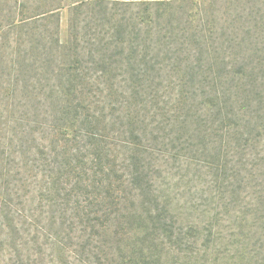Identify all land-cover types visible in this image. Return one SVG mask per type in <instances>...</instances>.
<instances>
[{
	"label": "trees",
	"instance_id": "1",
	"mask_svg": "<svg viewBox=\"0 0 264 264\" xmlns=\"http://www.w3.org/2000/svg\"><path fill=\"white\" fill-rule=\"evenodd\" d=\"M117 1L135 0H0V43L17 47L0 52V74L28 100L10 105L21 115L0 127V264H171L172 248L199 240L200 227L178 226L155 194L140 102L113 99L114 78L137 84L165 69L150 43L156 31L103 30L112 18L126 26L110 9ZM67 4L98 7V22L72 25L67 38L29 29ZM6 27L29 32L14 39Z\"/></svg>",
	"mask_w": 264,
	"mask_h": 264
},
{
	"label": "rangeland",
	"instance_id": "2",
	"mask_svg": "<svg viewBox=\"0 0 264 264\" xmlns=\"http://www.w3.org/2000/svg\"><path fill=\"white\" fill-rule=\"evenodd\" d=\"M97 9L67 4L29 29L36 27L43 38H67L72 25L98 22ZM110 9L117 24L126 26H116L112 18L103 30L138 25L156 31L150 43L165 68L159 78L137 84L114 78L113 99L140 102L149 124L147 144L153 147L146 159L154 167L155 194L169 200L178 226L201 229L197 242L187 238L172 248L171 264H264V0H135L130 6L117 1ZM5 29L14 39L19 31L29 32ZM9 42L0 43L1 53L16 50ZM45 77L42 85L49 87L53 80ZM138 84V93L129 88ZM9 88L0 74L4 128L17 111L10 105L27 100L13 97ZM123 121L126 117L118 120ZM125 146L115 148L125 151Z\"/></svg>",
	"mask_w": 264,
	"mask_h": 264
}]
</instances>
